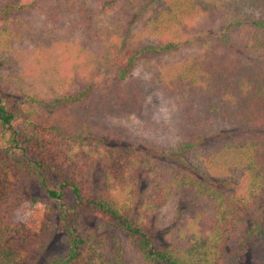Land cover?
Here are the masks:
<instances>
[{"label":"trees","instance_id":"obj_1","mask_svg":"<svg viewBox=\"0 0 264 264\" xmlns=\"http://www.w3.org/2000/svg\"><path fill=\"white\" fill-rule=\"evenodd\" d=\"M44 1L0 5L1 52L16 39L22 15ZM139 1L85 0L80 28L87 45L112 31L101 27L100 14L133 11ZM154 1L158 8L150 9L147 23L162 40L130 52L121 48L125 36L121 47L112 40L96 67H109L111 81L120 83L142 58L194 48L172 78L158 81L164 93L180 97L171 143L143 140L142 150L119 146L125 164L111 165V171L104 164L115 144L100 137L92 151L59 147L62 139L76 143L81 136L74 139L76 129L54 112L83 104L95 84L73 86L48 103L0 88V264H40L58 232L65 234L68 252L47 264H130L128 244L144 264H264V0L221 6L212 0H147ZM224 4L231 10L220 30H205L207 24L195 29L202 15L207 21L222 16ZM246 4L258 16L246 19ZM92 157L104 167L101 189L90 186ZM32 184L48 201L38 231L23 215L35 204ZM185 201L192 211L181 210ZM171 205L180 226L172 227V242L164 246L155 238L153 216ZM87 215L116 229L115 237H97L98 230L83 224ZM106 244L113 262L101 258Z\"/></svg>","mask_w":264,"mask_h":264},{"label":"rangeland","instance_id":"obj_2","mask_svg":"<svg viewBox=\"0 0 264 264\" xmlns=\"http://www.w3.org/2000/svg\"><path fill=\"white\" fill-rule=\"evenodd\" d=\"M6 1L0 0V5ZM84 1L45 0L44 3L39 2L40 9L22 15V28L14 32L16 39L11 40L5 52L0 50V88H7L10 94L21 99L37 95L43 103H48L54 97L70 91L73 86L82 90L85 85L95 84L97 90L90 91L91 95L83 104L54 112L59 114L68 127L76 129L74 139L81 136L76 143L70 138L62 139L59 147L66 146L65 149L81 151L82 146H86V150L92 151L91 146L97 141L96 137H100L104 142L115 144V149L110 150L111 154L107 155L104 164V167L109 166L112 171L111 165L125 164L124 157L118 155L119 146L127 148L135 145L138 150H142L143 140L154 145L161 142L171 143L175 135L176 121L180 119L177 106L180 97L173 93H164L158 81L162 76L172 78L181 63L189 60L195 50L181 47L174 54L142 58L124 82L115 83L111 81L112 71L109 67H96V64L99 65L106 47L112 40H116L121 47L120 42L125 36L121 48L128 52L162 40V33L147 23L150 9L158 8L159 2L148 4L147 0H141L133 11L120 13L117 10L100 14L101 27H108L112 31L96 44L87 45L88 40L81 36L80 28L81 16L87 10ZM212 1L220 6L224 1L229 2L227 5L238 4V0ZM243 7L242 11L247 14L246 19L254 14L258 16V12H253L247 4ZM91 8L93 10L95 5ZM219 10L222 11V16H217L214 21H207L205 15L200 16L194 24L195 29L207 24L205 30H220L224 17L231 9L224 4ZM112 35L114 37H111ZM55 39H58L59 43H52ZM89 165L92 169L90 186L101 189L104 184V167H101L95 157L91 158ZM140 184L142 185L138 183L137 187ZM29 197L35 200V204L31 209L24 211L23 215L28 216V224L38 231L48 201L34 184L29 188ZM124 198L127 200L129 197L127 195ZM179 204L181 203L177 205ZM193 209L192 203L186 201L181 207L183 211ZM173 216L172 205L163 207L153 216L157 228L155 238L164 246L172 242V227L180 226L179 222L172 220ZM84 218L83 224L87 228H91L93 232L98 230L97 237H115L116 229H110L106 223L89 215ZM121 238L125 236L121 235ZM66 240L63 232L56 233L43 253L40 264H47L51 259L64 258L68 252ZM104 248L102 260L113 262V248L109 244ZM133 248L130 244L126 247L129 263L144 264ZM249 255L245 256L246 262L249 261Z\"/></svg>","mask_w":264,"mask_h":264}]
</instances>
